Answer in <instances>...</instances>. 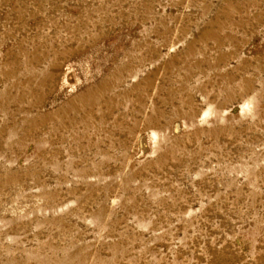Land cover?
Instances as JSON below:
<instances>
[{"label":"rangeland","instance_id":"374dc122","mask_svg":"<svg viewBox=\"0 0 264 264\" xmlns=\"http://www.w3.org/2000/svg\"><path fill=\"white\" fill-rule=\"evenodd\" d=\"M0 264H264V0H0Z\"/></svg>","mask_w":264,"mask_h":264}]
</instances>
